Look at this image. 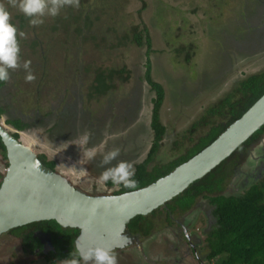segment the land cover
I'll use <instances>...</instances> for the list:
<instances>
[{"label": "rangeland", "instance_id": "374dc122", "mask_svg": "<svg viewBox=\"0 0 264 264\" xmlns=\"http://www.w3.org/2000/svg\"><path fill=\"white\" fill-rule=\"evenodd\" d=\"M79 2L78 7L65 5L56 16L45 15L42 17L43 23L35 27L25 21V26L19 29L20 34L23 33L22 38L35 40L37 51L43 44L45 48L43 60L34 54L33 48L30 50V70L34 75V67L39 64L42 68H49L48 75L43 77L36 73L34 80L26 81L23 75L14 73L8 79L12 85L8 83L0 93V103L1 106L7 105L10 111H19L21 115L28 116L30 122L36 118L34 111L38 108L37 127L19 133V140L29 145L35 154L48 160L54 158L52 154L61 149L68 150L63 153L66 161L59 163L58 172L74 188L88 195L111 194L120 187V184L110 185L108 181L101 182L98 179L104 168L110 166L100 163L104 152L119 149L117 160L130 163L133 171L135 164L146 157L152 140L149 114L153 93L143 80L146 47H138L131 42V27H135L137 32L147 28L153 50L150 55V76L164 90L161 120L168 126V130L153 158V164L167 163L176 155L175 151L170 150L172 140L183 134L198 114L220 100L240 75L264 67V0H212L208 4L205 0ZM0 4L9 11V21L17 26V17L24 13L17 11L13 0H0ZM79 11L92 18L91 24L94 26L90 32L99 30L103 33V39L96 41L100 50L92 44L91 37H88L89 30L83 28V22H80L78 26L83 28L84 39L81 37L78 39L80 42L73 43L63 37L62 54L55 55L53 45L56 35L61 31L60 26L69 22L67 18L70 12L76 14ZM57 29L60 30L55 34ZM45 41L49 43L48 47ZM181 46L185 51L175 54V50ZM190 47V59L186 61L185 52ZM93 55L96 57L92 61L94 66L116 73L124 69L125 72L120 75L122 78L127 75L130 83L120 84L119 87L117 84L110 93L88 99L85 88L88 82L79 85L80 76L84 74L82 69L77 70V66L84 58L91 61ZM58 70L62 76L53 75L59 73ZM81 94L83 97L80 100ZM67 101L72 107L67 106L66 109L72 112L77 110L75 122L82 133L92 128L95 138L97 132H103L100 141L89 139L88 146L97 148V155L92 160L82 159L81 149L73 144L77 141L71 135L64 134L60 138L62 133H45L46 127L42 122L47 118L45 113L48 107L57 104L58 113ZM133 103L137 105V111L126 114V109L132 108ZM65 127H68L67 124ZM240 170L229 181L224 195H240L255 181H264V136L251 149L249 158ZM198 206L195 211L188 212V216L193 215L190 228H197L194 229L195 234L201 235L203 239L201 231L208 225V206L204 201ZM184 218L179 220L187 226L188 223L183 221L188 217ZM155 220L157 231L162 230L152 236L148 247L145 242L135 243L129 264L156 263V253L162 247L165 249V246L172 244L170 239L175 236L171 233V227L162 226L158 217ZM5 237L0 239L1 261H9L10 253L15 248V242ZM33 261L34 258L30 263Z\"/></svg>", "mask_w": 264, "mask_h": 264}, {"label": "trees", "instance_id": "16d2710c", "mask_svg": "<svg viewBox=\"0 0 264 264\" xmlns=\"http://www.w3.org/2000/svg\"><path fill=\"white\" fill-rule=\"evenodd\" d=\"M79 4L82 5V2H79ZM202 12L205 13L203 8ZM70 13L67 19L72 24L66 22L63 26L59 25L61 31L57 29L55 33L60 32L56 35V42L53 45L55 55L62 54L61 42L63 37L76 43L84 35L83 28L88 29L90 32V28L92 30L94 26L91 24L92 18L88 14H83L81 11L76 14L75 12ZM17 19L18 27H15L17 30L16 39L19 45L18 63L22 65L25 60H31L32 58L29 56V53L33 49L35 55L43 51L40 57L43 60V54L45 53L44 44L37 51L35 49L36 41H32V38L29 39V37L28 40H24L20 34L19 29L25 26V21L29 22V17L22 14ZM57 21L55 22L57 23ZM28 22H26V26H28ZM80 22H83V28L78 26ZM10 23L13 24V22ZM35 26L33 25V27ZM59 26L57 27L60 28ZM131 29V32H133L131 42L138 47H146L143 80L154 95L151 99L149 118V129L152 131V140L146 157L134 166L132 179L136 181L135 187L126 188L123 184H120V189L114 192V194L143 188L167 175L177 166L186 162L211 144L231 123L239 119L264 94V67L253 73L240 75L241 77L232 83L230 90L220 100L198 114L188 124L187 130L172 140L170 150L175 151L176 155L174 154L173 158L167 163L153 164V158L160 148L163 138L166 136V130H168V126L161 120L164 90L150 76V55L153 53V50H151L152 43L147 28H143L141 32H137L135 27H131ZM101 34L103 33L97 30L96 32H90L88 35V37H91L92 44L98 50L100 49L96 41L103 39ZM45 44L47 47L49 46L47 41H45ZM190 49L191 47L185 52L184 59L186 61L190 59ZM183 51H185V48L181 46L175 50V54H180ZM93 58L96 57L94 55L90 57L91 61L84 58L83 62L77 66V70L82 69V74H84L80 76L81 85L88 82L85 86L87 91L86 97L88 99L102 97L110 93V91L116 88L117 84L119 87L120 84L126 85L130 83L127 75L123 78L120 75L125 72L124 69L119 70L117 73L104 70L102 67L94 66V62H92ZM38 66L39 64L35 65V72L40 73L41 69L46 70V68ZM24 72L25 69L22 66L17 67L9 72V76H12L14 73L24 75ZM53 75L62 76L60 71ZM7 81L0 82V93L4 91V88L9 83ZM82 97L83 94H81L80 98L82 99ZM1 105L0 103V116L6 113L5 107H8L5 104L4 106ZM7 123L18 130L26 129L28 126L20 118L12 120L11 118H7ZM13 136L18 138L17 134H13ZM263 136L264 125L241 144L227 159L222 161L203 178L190 184L181 194L172 198L162 207H158L150 214L146 216L139 215L131 219L125 227L127 231L130 234L148 236L152 230L157 228L155 218L158 217L159 221L163 219L160 216L161 211L165 214L164 217L167 222L170 220L169 215L173 217L177 214L193 212L197 209L198 204L204 201L208 206V215L211 221V224L207 225L204 229V234L206 235L205 241L209 251L208 258L215 259L214 264H264V181H255L240 195L223 194L231 178L241 171L240 167L249 158L251 149L258 145ZM0 149L5 158V149L1 141ZM45 166L51 167L48 164ZM44 224L50 225L63 235V238L55 240L56 253L59 252L58 254L61 255V258H68L73 251V240L78 230L63 229L52 220L40 221L34 225ZM20 230L21 228L12 229L9 233L18 234ZM60 246L67 252L62 254L59 251Z\"/></svg>", "mask_w": 264, "mask_h": 264}, {"label": "water", "instance_id": "95a60500", "mask_svg": "<svg viewBox=\"0 0 264 264\" xmlns=\"http://www.w3.org/2000/svg\"><path fill=\"white\" fill-rule=\"evenodd\" d=\"M264 125V94L211 144L155 182L118 195L92 196L45 167L29 145L0 125L8 167L0 184V235L39 221L77 229L74 244L122 248L136 216H146L200 180Z\"/></svg>", "mask_w": 264, "mask_h": 264}, {"label": "flooded vegetation", "instance_id": "af4514ba", "mask_svg": "<svg viewBox=\"0 0 264 264\" xmlns=\"http://www.w3.org/2000/svg\"><path fill=\"white\" fill-rule=\"evenodd\" d=\"M206 1L212 2V0H206ZM42 53L43 51H40L37 54L38 58L42 56L41 55ZM48 71L49 69L47 68L45 71L41 69L40 75L44 77L48 75ZM36 73L37 72H35L34 75ZM25 75H26V70L24 72L23 77H25ZM10 77L12 76H9V78ZM9 85H12V84L9 83ZM55 85L57 86V84ZM79 85H81V83ZM34 97L36 98V94L34 95ZM68 102L69 101L66 102L65 107L62 108V110L58 113L56 112L57 110H59L57 108V104L51 105L50 107H48V110L45 113V117L47 118L42 123L44 127H46V129H44L45 133L52 132V133H56V135L58 133H62L60 138H63L64 134L65 136L67 134V136L71 135L73 137V140L77 141V139L75 138L76 137L78 138V136L82 133V131L80 130L81 128L78 127L77 123L75 122L77 120L76 119L77 110L75 111L74 109V112H72L66 109L67 106L72 107L71 104H67ZM136 106H137L136 104H133L132 108H130L129 110L126 109V114H134L137 111ZM5 111L6 113L0 116V125L4 129H6L10 134L12 135L17 134L18 135L17 139H19V133L25 132V131L28 132L30 131V129L35 127L36 120L39 117L38 108H36V110L34 111L36 118H34L31 122L29 121L30 118L28 116H25L23 114L21 115L19 111H14V110L10 111L9 109H7V107H5ZM150 113H151V109H150ZM7 118H11V120L20 118L24 120V122L28 124V126L26 129L18 130L11 124L7 123ZM149 118H150V114H149ZM66 124L68 127H65ZM43 125H42V128H44ZM42 128L39 127V129H42ZM88 130H90V139H96L95 141L101 140L100 138H102V136L100 135H103V132L101 130L97 132L98 135L96 134L95 138H94V132L92 128ZM88 130L86 131L88 132ZM67 152L68 150L61 149L59 152L52 154L54 158H50L49 160L45 158L44 156L37 155V154L36 155L44 166L48 164L51 166L49 169L59 173L58 166H60V164L63 163L61 161L63 160L66 161L65 160L66 158L63 153H67ZM67 155H69V153ZM7 167H8V161L6 158V152H5V158H4L2 155V150L0 149V182H2V179L6 173ZM67 181L71 184V182L68 179ZM83 181H86V180L83 179ZM110 182L111 180L108 181V184L110 185L113 184L112 182L111 183ZM119 189L115 190L114 192H117ZM114 192L111 194H105V195H118V194H114ZM92 196H101V194L92 195ZM162 212L163 211L160 212V216L163 219L160 220V223L162 224V226H166L167 228L171 227V233L175 237L170 239L172 244H168L167 246H165L166 247L165 249L164 247H162L163 250L161 249L159 250L158 253H156L154 260H156L157 262L153 264H163V261L165 264H214L215 259L208 258L209 251H208L207 243L205 241L206 235L204 234V229L201 231L203 235V239H201V235L195 234L194 229L196 230L197 228H193V229L190 228L193 215L188 216L189 213L177 214L173 217L169 215L170 222L169 221L166 222L165 217H164L165 214ZM184 217H188L186 218L185 221H183L186 224L188 223L187 226H185V224H183L182 221L179 220V219H185ZM206 217H207L208 225L211 224L208 213H206ZM35 223L37 222L29 223L21 227H16V228H21V230L18 231V234L9 233L10 230H8L7 232L0 235V239L2 237L7 236L5 237L7 240L15 242V248H13L12 252L10 253L11 254L10 260L9 261L0 260V264H34L37 262L38 263L42 262V264H61V260H63L64 257L61 258V255L58 254L59 252L56 253L57 250L55 247V240L59 238H63V235H61L60 232L52 228L50 225H45V224L44 225H34ZM16 228H13V229H16ZM155 230L157 231V228L152 230V232L148 236H144L140 234H130L125 228L123 234L125 235L126 240H129V241L122 248L113 249L117 257V264H129L128 261H130V257L132 256V254H134L135 243L145 242L144 244L146 245V247H148L149 245L148 241L150 242L152 236L160 233L162 229L157 232H155ZM188 231H190L189 234L187 233ZM77 235L78 233L74 236L73 244H74V241ZM166 237H168V235H166ZM8 247H13V246H8ZM59 248H60L59 251L62 252V254L67 252L65 249H62V246H60ZM124 250L126 251L123 254L122 251ZM32 258H34L35 261L30 263ZM142 264H145V262Z\"/></svg>", "mask_w": 264, "mask_h": 264}, {"label": "clouds", "instance_id": "9594fccd", "mask_svg": "<svg viewBox=\"0 0 264 264\" xmlns=\"http://www.w3.org/2000/svg\"><path fill=\"white\" fill-rule=\"evenodd\" d=\"M15 6L29 17L31 25L43 23L42 17L45 15L56 16L65 5L78 7L79 0H13ZM10 13L3 4H0V82L9 79V70L23 67L26 70L25 80L31 81L35 76L30 70L31 61L25 60L22 65L18 63L19 45L16 39V27L9 22ZM23 35V33H21ZM90 133H81L77 142L82 152V159L92 160L97 155L95 146L89 147ZM119 149H111L103 153L100 161L105 167L99 176V181L107 182L111 180L113 184H123L126 188H134L136 181L132 179L134 173L132 165L128 162L117 160ZM116 163H111L112 161ZM61 264H117V257L113 249L96 244L80 245L73 244V251L69 257L61 260Z\"/></svg>", "mask_w": 264, "mask_h": 264}]
</instances>
